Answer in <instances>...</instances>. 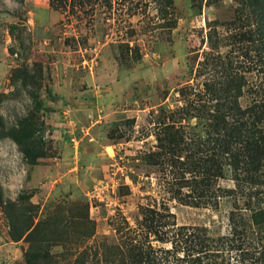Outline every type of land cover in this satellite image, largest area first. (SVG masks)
<instances>
[{
  "label": "rangeland",
  "instance_id": "rangeland-1",
  "mask_svg": "<svg viewBox=\"0 0 264 264\" xmlns=\"http://www.w3.org/2000/svg\"><path fill=\"white\" fill-rule=\"evenodd\" d=\"M263 49L264 0H0V264H100L144 235L147 208L264 236V177L236 187L245 168L218 143V119L263 92ZM29 114L38 132L18 143L7 130ZM208 157L193 199L187 162Z\"/></svg>",
  "mask_w": 264,
  "mask_h": 264
},
{
  "label": "trees",
  "instance_id": "trees-1",
  "mask_svg": "<svg viewBox=\"0 0 264 264\" xmlns=\"http://www.w3.org/2000/svg\"><path fill=\"white\" fill-rule=\"evenodd\" d=\"M257 61L264 73V61L261 59ZM30 114L28 118L23 119L19 123L18 129L12 127L7 130L18 143H21L22 139L28 142L36 137L38 132L37 123ZM214 119L217 118L214 117ZM218 121L221 128L219 130L221 134L218 143L221 144L223 152L229 155V164L238 168L239 166L236 164L242 163L246 170H243L244 180L236 178V187L240 186V181L245 182L247 185L263 183L264 88L261 95H258L252 105L243 109L239 108L238 110L237 108L236 110L228 108ZM0 128L4 129L1 125ZM18 134L21 135L18 136ZM33 145L34 143L32 142L30 147H33ZM184 163L180 162L182 165ZM187 163L189 166L186 170L189 169L190 173L195 174L191 176L193 181L192 197L193 199H200L206 195L205 191L209 190L210 179L215 176L211 172L216 165L214 158L208 157ZM199 169L201 170L200 172ZM260 174V181L254 182L253 180L258 179ZM197 177H199L198 180H196ZM206 186L208 187L206 188ZM0 202L3 203L1 187ZM143 215L140 227L145 231L140 233V235H144L138 237V240L131 237L129 244L122 241V243L111 245L112 254L107 258L104 251L101 254L102 256L99 257L101 260L100 264H232L231 260L236 259L231 256L233 253L238 257L236 262L238 264H264V236H261L258 232L257 223L255 222L251 221L252 223L248 224L242 218L235 222L232 218L231 234L211 237L205 228H187L186 226H175V223H168L167 220L163 221L162 219H166L167 215L161 214L153 208L145 209ZM52 225L53 223L47 219L46 260L52 259L50 248L56 246L59 242V239L53 237L49 232V227ZM253 228L255 233H253ZM128 229V233L136 232L138 234L137 229L132 230L130 227ZM252 233L253 236L257 235L256 237L262 243L257 242L256 246H252L253 238L250 236ZM150 236H153L154 240H158L161 243L170 242L172 245L170 248L153 247L149 241ZM256 254L257 256H253ZM170 256H173L174 259L170 260ZM246 256V259H250L249 261H246ZM80 262L83 263V260Z\"/></svg>",
  "mask_w": 264,
  "mask_h": 264
}]
</instances>
